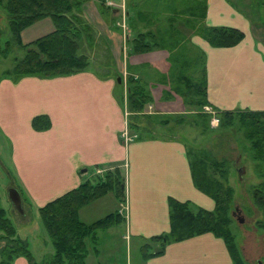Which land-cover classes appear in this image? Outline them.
Instances as JSON below:
<instances>
[{"label": "crops", "instance_id": "1", "mask_svg": "<svg viewBox=\"0 0 264 264\" xmlns=\"http://www.w3.org/2000/svg\"><path fill=\"white\" fill-rule=\"evenodd\" d=\"M207 21L212 27L238 28L246 34L245 40L233 48H213L206 42L210 107L220 112H264V40L226 0H208ZM117 35L116 31L111 34L113 49L107 42L111 53L117 47ZM126 61L132 74L147 66L162 74L169 69L165 51L129 53ZM116 90L110 79L93 70L52 79H0V131L10 146L15 183L25 202L36 209L77 189L82 182L104 178L107 171L119 167L126 178L128 205L120 236L138 240L142 250L151 238L170 232L171 199L191 202L208 211L215 209V202L194 186L186 146L179 137L157 136L130 143L122 140L127 126V91ZM41 115L50 118V130H34L33 119ZM114 198L117 207L113 213L121 214L123 204ZM103 199L81 210L80 219L86 209L101 208L103 205L95 204ZM113 228L103 232L108 234ZM92 250L97 259L101 257L102 249ZM144 261L233 264L225 242L213 234L171 243L162 256ZM17 264L29 262L21 256Z\"/></svg>", "mask_w": 264, "mask_h": 264}, {"label": "trees", "instance_id": "2", "mask_svg": "<svg viewBox=\"0 0 264 264\" xmlns=\"http://www.w3.org/2000/svg\"><path fill=\"white\" fill-rule=\"evenodd\" d=\"M89 1L91 0H6L4 5L5 1L0 0V6H3L8 14L11 32V39L4 48L0 42V57L9 56L13 50V43L25 52L17 65L8 70L3 77L19 82L26 77L52 79L89 71L90 59L81 54L84 40L87 39L88 42L93 40V30L82 17L83 5ZM99 1L106 12L118 19V11L107 5L110 0ZM113 1L122 2V0ZM155 1L157 0H147L146 15L139 9L138 15L132 18L129 7L126 11L128 31L132 33L127 40L131 54L144 55L165 51L171 67L183 63L181 67L187 70L192 59L181 62L180 59L183 60L187 56L185 51L182 52L183 55L176 53L179 48L184 49L185 35L177 26L179 28L186 26L190 30L196 24L198 27L194 30L200 32L204 40L213 48H233L245 40V34L238 29L206 26L208 0H158L159 7L154 11ZM148 14H155L156 17L151 19ZM162 14L167 15V26L163 27L164 29L155 28L156 30L153 31V27L159 23L158 17ZM187 14L189 17L183 19ZM146 16L150 20L146 19ZM44 19L52 20L54 32L26 45L23 33ZM117 27L122 30L118 25ZM1 38L0 32V41ZM183 79L187 80L184 74ZM146 88V83L143 84L134 76L127 80L130 112L127 118L128 129L131 134L138 136L137 139H142L146 132H153L150 117L145 111L154 103V99ZM182 94L185 98H191L192 101L189 102L199 108V115L204 112L205 107L210 106L207 99L206 64L201 80L189 88L187 93L182 92ZM194 97L198 100H193ZM217 115L221 118L222 125L233 127L238 121L244 130L245 138L251 145L257 176L261 180L253 187L254 204L264 215V112L218 111ZM200 117L208 120L210 116L201 113ZM32 126L38 132H45L52 128V122L47 115H41L33 119ZM187 155L190 157L189 153ZM201 157L198 158L196 165L191 166L194 186L215 202V209L208 211L191 202L181 203L171 199L169 201L170 232L148 241L142 249L144 260L162 256L167 245L171 243L213 234L225 242L233 264H248L233 232L235 191L228 183L229 171L224 169L228 162L212 161L204 155ZM217 173L220 174L221 179L217 177ZM124 175L122 170L116 167L107 171L104 178H99L96 182L84 181L77 189L38 209L42 225L54 247L53 257L43 260L41 264H87L90 250L99 248V231L120 226L126 222V219L120 211H117L87 224L80 219V212L110 194H114L117 200L124 204L126 201ZM257 226L259 230H264V221H259ZM0 234V242H6L0 254V264H13L17 257L21 256L25 257L29 264H40L34 259L29 243L18 238V231L3 207L1 197ZM155 244L158 246L154 247ZM149 249H153V252H148Z\"/></svg>", "mask_w": 264, "mask_h": 264}, {"label": "rangeland", "instance_id": "3", "mask_svg": "<svg viewBox=\"0 0 264 264\" xmlns=\"http://www.w3.org/2000/svg\"><path fill=\"white\" fill-rule=\"evenodd\" d=\"M4 1V5H6V0ZM226 1L247 19L251 25L252 32L260 36V40H264V0ZM114 2L124 5L123 0L122 2ZM146 2L147 0H125L126 11H128L129 7L132 18L138 15L139 9L146 15ZM110 3H113V0L108 1L107 5L109 7H111ZM158 7L159 1L157 0L153 4L154 11ZM154 15L148 14V17L153 19L156 17ZM82 17L93 30V40L88 42L85 39L81 50V54L90 59V70L95 71L101 77L110 79L117 87V93L119 89L121 91L122 89L125 90V86L127 89L128 78L135 76L143 84L146 83V89L154 99V103L151 105L153 108L149 106L145 111L150 117L153 133L146 132L143 135V140L157 136L179 137L186 146V153L190 154L188 158L191 166L196 165L198 158L203 155L212 161L226 160L228 162L224 169H228V183L235 191L232 213L234 219L233 232L246 262L248 264H264V230H259L257 226L259 221H264V215L255 206L253 199V187L258 185L261 180L257 176L251 145L245 138L244 130L238 121L233 127L222 125L221 118H218L220 114L218 113L217 115L219 110L215 112L220 123L217 126L213 125L212 119L214 116L204 109V112L202 111L201 113L210 117L208 120L200 117L199 108L193 106V104L191 105V98H185L184 94H182V92L187 93L189 88H192L193 85L201 80L205 62L207 61V43L201 33L194 30L198 26L195 24L194 28L191 27L190 30L186 26L184 28L177 26L181 33L185 35L183 41L184 49L179 48L176 53L183 55L182 52L185 51L187 56L183 60L180 59V61H191L190 59H192L189 62L190 68L184 70L181 67L183 63L171 67L169 63L167 74H162L152 66H147L142 71L135 69L137 73L132 74L128 70L126 61L130 52L127 40L132 33L130 31L123 33L124 30H120L117 27L116 23H122L121 19H115L109 12H106L100 5L99 0H91L84 4ZM148 17L146 16V19L150 20ZM188 17L189 15L187 14L183 16V19ZM158 20L159 23L153 27V31L156 30L155 28L164 29L163 27L167 26L166 14L159 16ZM198 24L201 25L200 23ZM205 24L207 27H212L207 20ZM260 30L263 31V34ZM113 31L118 32L116 41L118 44L113 51L114 53H111L107 42L109 47L111 46L113 49V42H115L111 36ZM0 32L2 33L0 42L4 48L11 39V32L9 17L3 6H0ZM52 32H54L52 20L44 19L27 29L23 34V40L27 45ZM249 34L250 31L247 36ZM24 54L25 52L13 43V50L9 56L7 58L0 57V79H3L4 74L17 65V62L24 57ZM175 59L179 60L178 58ZM183 74L187 77V80L183 79ZM171 75L174 77H171ZM119 78L121 83L118 82ZM193 100L197 101L198 98L194 97ZM14 169L9 143L0 131V197L3 200L2 205L18 231V238L25 239L29 243L34 259L41 264L43 260H49L53 257V243L42 225L38 209L35 206L32 207L24 202V216L12 206L8 190L11 184L14 185L13 187L19 188L17 183H15L16 173ZM217 177L221 179L218 173ZM97 180L98 178L96 177L93 181L96 182ZM112 204L114 207H112ZM95 205L103 206L101 208L92 206L86 209L82 215L84 222H95L113 213L115 207H117V202H115L114 195L110 194L100 204ZM121 229V226H116L111 232H107L109 235L103 232L106 230L99 231L98 245L99 249H102L101 257L97 259L93 250H91L87 264H146L143 259L141 243L134 239L130 241L127 237L126 240L123 239L120 236ZM2 246L5 247L6 242L2 241ZM153 249H149L148 252L152 253ZM13 264H17V259Z\"/></svg>", "mask_w": 264, "mask_h": 264}, {"label": "built area", "instance_id": "4", "mask_svg": "<svg viewBox=\"0 0 264 264\" xmlns=\"http://www.w3.org/2000/svg\"><path fill=\"white\" fill-rule=\"evenodd\" d=\"M123 3H124V5H119L115 2H113V3H110V6L119 12V15L122 18V23H119V26L121 27L122 30H124V33H127L128 28H127V22H126V5H125V2H123ZM125 91H127L126 86H125ZM124 110H125V116H126V118H128V116L130 115V112L128 110V98H127V96L124 97ZM205 110L214 116V118L212 119V122H213V125L217 126L220 123V121L216 117V112L213 111L208 106L205 107ZM137 137H138L137 135L134 136L130 133V131L128 129V125H127L125 131L122 133V140L126 143H130V142L134 141L135 139H137ZM121 215L124 216L125 218H127V215H128L127 201H125V203L121 207Z\"/></svg>", "mask_w": 264, "mask_h": 264}, {"label": "flooded vegetation", "instance_id": "5", "mask_svg": "<svg viewBox=\"0 0 264 264\" xmlns=\"http://www.w3.org/2000/svg\"><path fill=\"white\" fill-rule=\"evenodd\" d=\"M13 186H14V185L11 184L10 189L8 190V196H9V199H10V201H11L12 206H13L14 208H16L17 211H18L19 213H22L23 216H24V215H25V212H24V208H23V206H24L25 199H24V197H23L22 192L20 191V189H19V188H16V187H13ZM12 189H17V190L20 192V196H21V200H22L21 203H20V202H15V203H14V202L12 201L11 196H10V191H11ZM12 195H13V193H12ZM13 196H14V195H13ZM1 200H2V198H1ZM2 204H3V200H2ZM2 249H3L2 242H0V254L2 253Z\"/></svg>", "mask_w": 264, "mask_h": 264}, {"label": "water", "instance_id": "6", "mask_svg": "<svg viewBox=\"0 0 264 264\" xmlns=\"http://www.w3.org/2000/svg\"><path fill=\"white\" fill-rule=\"evenodd\" d=\"M118 82L119 83H121V79L119 78L118 79ZM83 172H86V170H84ZM12 193H13V195H12ZM10 196H11V199H12V201L15 203V202H22V200H21V196H20V192L17 190V189H12L11 191H10Z\"/></svg>", "mask_w": 264, "mask_h": 264}]
</instances>
